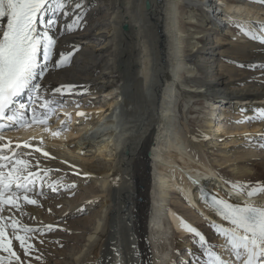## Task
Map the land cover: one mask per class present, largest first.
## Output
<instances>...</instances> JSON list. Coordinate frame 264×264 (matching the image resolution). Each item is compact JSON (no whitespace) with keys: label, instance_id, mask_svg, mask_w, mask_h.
I'll return each instance as SVG.
<instances>
[{"label":"bare ground","instance_id":"1","mask_svg":"<svg viewBox=\"0 0 264 264\" xmlns=\"http://www.w3.org/2000/svg\"><path fill=\"white\" fill-rule=\"evenodd\" d=\"M80 2L85 7L75 10L69 0L71 8L85 13L81 27L51 33L58 43L44 77L36 81L44 86L41 104L48 97L62 102L56 106L57 114L53 119L49 114L45 124L0 132L4 138L0 145L11 141L15 149L21 144L16 151L30 152L32 165L39 161V169H33L40 172L34 191L43 193L38 197L29 193L37 200L35 205L21 198L22 211H5L4 217L14 216L27 226L22 217L27 212L28 221L47 225L44 215L50 213L51 225H59L69 224L83 207L95 210L94 222L82 220L66 235L73 242L72 252L59 264H170L180 249L188 248L192 256L199 245L198 237L194 239L182 222L197 229L211 245L219 243L215 252L229 260L221 247L224 239H216L212 227L229 225L207 202L212 195L241 205L264 204V191L263 196L251 198L237 195L219 176L228 168L237 182H264V139H257L264 137V122L252 119L256 110L264 109V43L260 42L264 0ZM71 20V15L60 17L57 29ZM231 23L238 25L235 33L230 31ZM60 52L74 54L56 67ZM62 86L63 94L54 92ZM78 89L88 96L79 97ZM100 95L103 99L97 101ZM88 99L93 103H84ZM202 101L207 105L205 125L196 130V120L187 117ZM45 111L36 107L37 115ZM25 143L32 147L24 148ZM36 147L42 151H35ZM215 149L219 164L206 155ZM44 151L50 155L44 156ZM9 154L7 149L0 152ZM66 181L77 184L84 204L72 206L81 202L68 199L72 188L57 189ZM60 191L67 192L56 199V204L61 203L58 211L48 196ZM172 194L177 195L175 200ZM196 213L211 226L206 227ZM34 228L42 229L38 234L51 232L44 226ZM12 240L21 256L19 242ZM182 260L189 263V256Z\"/></svg>","mask_w":264,"mask_h":264},{"label":"snow or ice","instance_id":"2","mask_svg":"<svg viewBox=\"0 0 264 264\" xmlns=\"http://www.w3.org/2000/svg\"><path fill=\"white\" fill-rule=\"evenodd\" d=\"M71 2L75 10H82L85 7L80 0H71ZM74 9L69 6V0H0V20L6 21L0 23V121H13L8 125L9 127L28 126L30 123L45 124L47 116L54 111V107L61 106L62 102L46 99L41 104L46 111L37 115L36 108L33 107L30 120L24 119L20 111L25 108L24 104H19V109L11 107L18 104L17 98L26 92L30 100L41 99V90L44 86L36 81L44 77L48 70L50 54L54 52V46L58 43L51 33L58 30L63 34L65 30L71 32L81 27L80 22L85 13ZM70 15L71 23L61 25L57 29L60 17L67 18ZM250 38L256 37L250 36ZM260 42L264 43V39ZM75 50H79L78 46ZM73 54L74 52H60L58 58L54 60V66H62ZM67 87L69 91L72 90V86ZM54 92L63 94V86L56 88ZM9 112L12 114L9 115ZM69 115L65 113L66 117ZM77 115L82 116L84 113ZM257 117L264 122V109L256 110L252 119ZM3 127L4 125L0 124V130ZM53 135H58V132H54ZM3 139L0 136V141ZM11 144L12 142L8 141L0 145V152L4 149L11 152L10 156L0 155V252L8 254L9 264H13V260L18 264H24L21 256L14 250L12 237L14 236L15 241L19 242L24 256L28 257L35 250L34 244L30 242L32 237L28 234L42 233V229L20 225L19 220L14 216L5 218L3 213L5 211L11 213L13 209L22 211L18 203L21 198L27 204L35 205L37 200L31 198L29 193L37 197L43 193L34 191L40 172L33 169H39V161L32 165L31 153L16 151L22 147L21 144H16L15 149L10 147ZM23 147L32 146L25 143ZM35 151L42 150L36 147ZM42 154L46 157L50 155L46 151ZM47 171L50 172L51 169ZM52 187L55 191V185ZM230 187L234 194L247 195L251 198L264 191V182L255 184L237 182ZM246 188L248 191L245 193ZM207 203L209 209L229 225V227L223 225L212 227L214 234L224 239L225 244L221 247L228 252L230 259L224 260L215 252L216 246L207 242V238L202 233L182 222V227L192 233L194 239L199 238V249L194 254L196 259L190 264H264V204L246 201L241 205L238 201L233 202L216 196ZM5 205L9 207L5 208ZM8 220L11 221L10 224L7 223ZM7 227L12 229L11 234H6ZM44 227L49 231L54 230L53 225ZM20 232L24 235L19 234ZM0 264H3L2 256H0Z\"/></svg>","mask_w":264,"mask_h":264},{"label":"rangeland","instance_id":"3","mask_svg":"<svg viewBox=\"0 0 264 264\" xmlns=\"http://www.w3.org/2000/svg\"><path fill=\"white\" fill-rule=\"evenodd\" d=\"M235 23H231L229 25V27L231 28L230 31H232L233 33H235L236 31H238V25L235 24ZM237 25V27H235ZM126 26H124L123 28V31H126ZM240 34V33H239ZM226 38V37H225ZM79 90V91H78ZM78 96L79 97H84V96H88L86 95L85 93V90L84 89H78ZM27 98L29 99V96H27ZM42 98V97H41ZM86 98V97H84ZM48 99H50V97H48ZM100 99H103V97L100 95V97L96 98V100H100ZM93 100L94 99H88V100H84V103H88V105L92 102L93 103ZM39 102V104H38ZM32 101L29 103L31 108L33 107H41V101L40 100H37L35 103L33 102L32 104ZM37 103V104H36ZM198 107V108H197ZM206 107L207 105L202 101L201 104H198L197 106H195L193 109L191 108V115H188L187 118L190 119V121L192 122L193 120H196V123L198 124H194L193 125V129H196V130H199V129H204V117H205V112H206ZM57 108L54 107V112L52 111L50 113L51 115V119L54 118V116L57 114V111L56 110ZM60 113V112H58ZM69 113V112H68ZM216 118H218V116H216ZM251 120V119H250ZM225 121V119H224ZM223 121V122H224ZM222 122V123H223ZM226 122V121H225ZM238 121H233L232 124L234 123H237ZM239 124V122L237 123ZM230 124H227L226 123V126L228 127H232L229 126ZM203 126V127H202ZM233 128H234V125H233ZM202 132H204V130H200ZM232 137V136H231ZM235 137V136H234ZM230 138V137H228ZM226 140V139H225ZM224 140V141H225ZM224 141H221L219 142L220 144L223 143ZM230 139L227 140V142H229ZM218 143V144H219ZM263 145H264V140L262 141ZM221 145L218 146V149L220 148ZM230 151V150H229ZM210 153V154H209ZM218 154V155H217ZM207 157H210V160L209 161H214V163L218 162V164L221 161V158L219 157V152L215 149L214 152H207L206 153ZM213 158H215V160H213ZM220 161V162H219ZM215 170L219 171V167L216 166L215 167ZM222 174V175H221ZM225 175V176H224ZM56 175L52 174L51 177L52 179L55 177ZM220 178H222V180L224 179L225 181L224 182H228L227 185H230V184H234V181L235 183H237L234 175H233V172H231L230 169H225V171H223V173H220L219 174ZM47 177L46 179H43L41 182L42 184L48 180ZM59 178H63V173L58 175ZM58 177H56L57 179H59ZM234 177V178H233ZM53 181V180H52ZM51 181V182H52ZM73 181H66V183L64 185H59L57 189L61 188V187H65L67 189H70L72 188V191L69 193V195L67 196L69 200H72V199H77L79 198L81 202H75L74 204H72V206H78V205H81V204H84L85 201H83L80 197H79V194H80V190H78L79 188L76 187L77 184L76 183H71ZM58 182H55L54 185H56ZM230 183V184H229ZM241 183V182H240ZM245 183V182H244ZM52 184H50L49 186H51ZM71 190V189H70ZM248 191V189L246 188L245 189V193ZM67 191H60V192H55V193H51L48 198L49 200L53 203L56 204V199H58V197H62L66 194ZM122 192H120L118 194L119 197H121ZM260 194H256L257 196H263L262 192H259ZM59 195V196H58ZM61 195V196H60ZM66 196V195H65ZM177 195L175 194H172V197H174L173 199L175 200ZM179 196V195H178ZM179 199V197H178ZM177 199V200H178ZM180 202H182L181 200H179ZM30 205V204H29ZM183 204L180 203V207H183L184 210H187L186 207L182 206ZM56 207V210L59 211V209L61 208V203H58L55 205ZM59 206V207H58ZM94 211L95 210H89V209H86L85 207H83L81 210L78 211V214L74 215L73 218L71 219V221L69 222V224H66V222L68 221H65V222H61L59 225H56L54 224L53 225V228L54 230H51V232L49 234H38V233H29L28 236L32 237V239L30 240V242L32 244H34L35 246V250L30 254V256L28 257H25L24 254H23V250H20V252L22 253L21 254V259L24 261V264H59L67 254L71 253L72 250H71V247L73 246V242L72 241H68L67 240V237L66 235H71V231L75 230L79 225H80V221L84 220V222H90V221H95L94 220ZM67 213H71V206L67 208ZM199 213V212H198ZM196 213V217L200 218L202 221L201 222H205L206 224V227H210L211 226V223H209L208 221H205L203 218H201L202 216L200 214ZM24 215H22V217L25 219L26 221V225L28 227H32L34 228V226H46V225H41V224H36V219L35 220H29L27 219L29 213L27 212H24L23 213ZM47 216V217H46ZM46 216L44 215L45 219L44 221L46 222L47 221V225H51V222H50V218L52 215H50V213H47ZM201 216V217H200ZM40 221L42 222V220L40 219ZM9 222V220H8ZM213 225V224H212ZM56 226V228L54 227ZM126 230L128 231V233L130 232V230H128L126 228ZM9 228L5 229V232L6 234H10L9 232ZM21 235H24V234H21ZM49 235H54L55 238L52 239L53 237L51 238H48ZM14 237V236H13ZM216 239H219V236L216 238ZM220 240V239H219ZM223 241V240H222ZM222 245H224V243H222ZM215 246H219V243H215ZM198 249H199V245H196V252L194 254H196L198 252ZM224 249V248H223ZM215 250V249H214ZM215 251H218L215 250ZM6 255V256H5ZM0 256H3V260L7 261L6 264H9V257H8V254H1ZM186 256H189V263L187 264H190V262L194 261L196 259V256L195 255H192L191 256V252L190 250L188 251V248H182L179 250V254L177 256H174L172 258V260L170 261V264H184V261L182 260V258L186 257ZM194 256V257H193ZM37 257H39V259H37ZM228 260V259H227ZM14 261V260H13ZM16 262V261H15ZM13 262V264H18V262Z\"/></svg>","mask_w":264,"mask_h":264}]
</instances>
